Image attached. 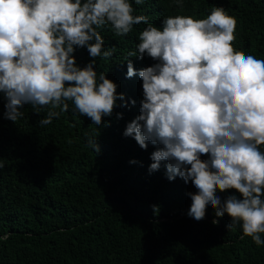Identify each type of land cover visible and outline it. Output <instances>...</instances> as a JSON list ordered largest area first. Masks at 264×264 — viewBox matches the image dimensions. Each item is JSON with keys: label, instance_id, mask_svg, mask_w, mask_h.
I'll list each match as a JSON object with an SVG mask.
<instances>
[{"label": "clouds", "instance_id": "1", "mask_svg": "<svg viewBox=\"0 0 264 264\" xmlns=\"http://www.w3.org/2000/svg\"><path fill=\"white\" fill-rule=\"evenodd\" d=\"M173 2L183 9L184 0ZM134 12L130 0H0L3 117L15 123L25 105L36 114L47 107L39 120L45 126L71 101L81 116L102 125L124 95L105 72L94 70L96 58L109 59L116 51L105 49L97 29L110 25L116 36H125L146 24L125 58L126 78L139 76L143 99L123 135L142 149L146 142L160 146L151 154L150 171L166 161L169 181L192 182L197 191L187 193L189 217L204 219L210 206L216 217L230 218L228 229L240 226L241 239L264 245V59L233 47L237 21L223 7L213 6L202 19L167 16L161 27ZM76 48H86L92 58L83 68L76 64ZM145 55L156 63L137 71L129 58ZM87 147L100 151L95 139ZM230 189L240 198L222 201L217 192Z\"/></svg>", "mask_w": 264, "mask_h": 264}, {"label": "trees", "instance_id": "2", "mask_svg": "<svg viewBox=\"0 0 264 264\" xmlns=\"http://www.w3.org/2000/svg\"><path fill=\"white\" fill-rule=\"evenodd\" d=\"M130 2L134 15L148 16L157 27L167 16L202 19L213 6L223 7L237 21L233 47L264 59V0H184L182 10L173 0ZM146 26L134 25L125 36H116L110 25L97 29L105 49L116 51L109 59L96 58L94 70L105 72L124 95L100 126L71 101L49 125H39L48 108L36 114L31 105L13 123L3 117L0 93V264H264V245L241 239L239 225L228 229L227 215L216 217L210 206L200 221L187 215L192 202L187 193L197 189L180 177L169 181L166 161L149 170L159 145L146 142L142 149L123 135L143 99L139 76L126 78L125 58ZM73 55L81 68L92 59L86 48ZM129 59L137 71L156 63L147 55ZM92 139L98 153L87 147ZM217 195L222 201L240 198L234 189Z\"/></svg>", "mask_w": 264, "mask_h": 264}]
</instances>
